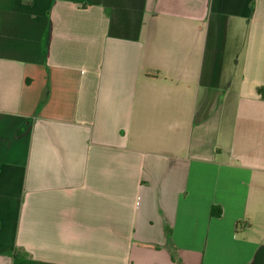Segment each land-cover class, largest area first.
Listing matches in <instances>:
<instances>
[{
    "label": "crops",
    "instance_id": "1",
    "mask_svg": "<svg viewBox=\"0 0 264 264\" xmlns=\"http://www.w3.org/2000/svg\"><path fill=\"white\" fill-rule=\"evenodd\" d=\"M0 264H264V0H0Z\"/></svg>",
    "mask_w": 264,
    "mask_h": 264
}]
</instances>
